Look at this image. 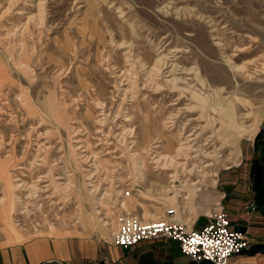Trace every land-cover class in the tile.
<instances>
[{"label": "rangeland", "instance_id": "1", "mask_svg": "<svg viewBox=\"0 0 264 264\" xmlns=\"http://www.w3.org/2000/svg\"><path fill=\"white\" fill-rule=\"evenodd\" d=\"M251 1L255 7L245 0H46L45 23L37 26L25 24L36 13L25 0L7 11L8 0H0V162L12 199L7 220L0 219V247L48 237L92 240L108 252L122 218L157 220L170 207L175 220L198 227L224 211L225 172L251 191L264 215V43L252 44L264 42V32L245 33L244 22L264 20V0ZM202 43H231L243 55L236 64L253 75L252 111L241 113L249 119L260 111L262 120L252 140L241 139L236 165L216 132V113L202 115L186 89L212 76ZM155 68L162 73L154 70L150 81ZM233 80L216 86L223 89L217 95L208 89V99L234 92ZM236 81L238 88L248 82L238 74ZM181 146L188 170L217 173L215 186L204 177L190 198L173 191L194 180L180 168ZM9 199L0 181V208ZM123 255L122 264H202L169 239L143 241ZM100 263L108 264L104 257Z\"/></svg>", "mask_w": 264, "mask_h": 264}, {"label": "bare ground", "instance_id": "2", "mask_svg": "<svg viewBox=\"0 0 264 264\" xmlns=\"http://www.w3.org/2000/svg\"><path fill=\"white\" fill-rule=\"evenodd\" d=\"M19 2H22V0H8V5L4 11L10 10L11 7L17 5ZM25 2L27 3L26 5L31 6L36 11L35 14H30V13L27 14V17L25 18V20H26L25 24L27 25V23L33 22L37 26H42L46 20L45 19V16H46V14H45L46 0H25ZM245 2L248 5L253 6V7H255V5H256L251 0H245ZM120 14H123V12L120 11ZM244 22H245V33L250 32L252 34L257 35L259 33L264 32V20L257 19L253 16H246V17H244ZM250 38H252V35H250ZM247 40L248 39L246 38V41ZM215 43H216V41H215ZM251 43H252V41H251ZM262 43H264V42L262 41L259 43H252V44H253V46H255L254 49H259V48H262L261 47ZM232 47H233V45H231V43H225V44L217 43L216 48L209 46L207 43H202V49H203V52L207 58V61L204 62V66H205L206 70H208L212 73V76L209 80V83H207L206 81L205 82L198 81V79H200V78H197V81H196L194 88H199V90H196V89L194 90V88L192 89L191 87H189V84L187 85L188 88H186V89L190 91L191 98L194 99L197 104L201 105L200 109H201L202 115H204L206 112H210V111H213L214 113H216V116L220 120L219 128L217 129L216 132L218 134L219 139L223 143L230 145L231 150L233 152V157H231L230 160H231V162H233L232 164H235L236 163L235 162L236 156L238 154L239 143H240L241 139L247 138L249 140H252L258 131V128H259L258 126H259L262 118H261V112L260 111L251 112L249 119H247L248 118L247 116H249L248 113L247 114L241 113V111L246 112L247 110L252 109V102L253 101L251 100V102H250L249 94H250V92H252L254 90V87L252 84H249V80L253 79L252 78L253 75L250 73V70H248V66H246L245 64H243V65H237L236 64V61L243 55L235 56L236 53L234 51H231ZM234 49H237V47H235ZM253 51L254 50L252 48L246 49V53L245 52L244 53L247 54V56H249L253 53ZM229 52H234V53L229 54ZM129 57H131V56H129ZM220 59L222 60L221 62H219ZM263 59H264V56H263ZM262 61H264V60H262ZM136 63H137V61H136ZM249 63H253L254 67L256 65L255 61L249 62ZM163 66H165V65H163ZM25 67H27V66H25ZM154 70H155V72H158V74L162 73L161 68L160 69H158V68L152 69L148 73V78L150 81H153L151 78V75L154 72ZM259 70L264 72V63L263 62L260 63ZM237 74L239 76L246 77L248 80V82H246L242 88H238L239 86L237 85V81H236ZM231 76L234 77V80H233V82L235 83L234 92L229 93V95L223 96V98H220L221 100H217V101L209 100L207 95H206L208 91H212V95H217L218 91L222 92L223 89L222 88L221 89L216 88V86H223V85L232 86ZM176 82H177V79L172 80V84H175ZM152 84L154 85V83H152ZM132 86H133V84H132ZM211 87H214V88H212V90H208V89H211ZM156 89L157 88H155V90ZM1 97L6 98V95H3V93H1ZM38 110H39V107H38ZM2 113H3V111H2V108L0 107V114L2 115ZM247 120L250 121V124L247 126H244V124L246 123ZM216 132L214 130V133H216ZM1 139L2 138H0V151H1V146L3 143V142L1 143ZM187 148L188 147L181 146V149H179V151L177 153V156L183 157L186 160L184 162V164L181 165V167L179 166V164L174 159H170V158H164V163H165V165L179 166L183 172H185L187 170V173L194 177V180H187V181H184L179 187H175V186L173 187V191H174L176 196L179 195V191L186 190L189 193V198H190L193 196L194 193H196L198 191L199 186H201L203 184L202 179L204 177L208 178V180L212 186H215L217 173H213V174L211 173L210 174V173L205 172V170L203 168L196 167V166L193 168H190L188 170V156L186 154ZM225 168H228V167H225ZM19 170H22V168H20ZM0 181H2L3 185L7 188L8 192H9V197H10L9 200L5 201L4 206L2 208H0V219H1V221H5L8 218V213H9L10 208H11L12 199H11V183H10L8 177L5 176V164L3 162H0ZM14 182L19 183V182H22V180L17 178ZM19 186H22V185L20 184ZM26 186H27V184H26ZM65 187L67 188V186H65ZM27 188L29 190L31 187L29 188V186H27ZM35 189H37V188H35ZM32 195H34V194H32ZM180 223L186 224L184 221H181Z\"/></svg>", "mask_w": 264, "mask_h": 264}, {"label": "crops", "instance_id": "3", "mask_svg": "<svg viewBox=\"0 0 264 264\" xmlns=\"http://www.w3.org/2000/svg\"><path fill=\"white\" fill-rule=\"evenodd\" d=\"M240 155L239 147L236 164L239 162ZM225 174L223 183L219 176L220 183L229 187L226 189L228 195L224 211L230 220L231 227L244 231L249 241L246 250L233 255L229 264H264V215L261 208L254 203L251 191L245 185L231 182V174L227 172ZM230 195L233 197L231 201H229ZM104 252L102 247L92 240L33 238L22 243L0 247V264H101L103 257L108 264L123 263L125 257L121 247L114 246L105 252L106 254ZM201 263L212 264L208 261Z\"/></svg>", "mask_w": 264, "mask_h": 264}, {"label": "built area", "instance_id": "4", "mask_svg": "<svg viewBox=\"0 0 264 264\" xmlns=\"http://www.w3.org/2000/svg\"><path fill=\"white\" fill-rule=\"evenodd\" d=\"M164 213L157 220L143 221L132 216L122 218L112 237L113 244L130 249L143 241L169 239L176 241L181 252L196 263L208 261L212 264H229L233 255L249 246L246 233L231 227L222 208L200 226L192 224L189 228L174 219L173 208H167Z\"/></svg>", "mask_w": 264, "mask_h": 264}, {"label": "trees", "instance_id": "5", "mask_svg": "<svg viewBox=\"0 0 264 264\" xmlns=\"http://www.w3.org/2000/svg\"><path fill=\"white\" fill-rule=\"evenodd\" d=\"M255 168V167H254ZM257 169H258V167H256ZM261 179V175L258 173V172H256V174H254V185H255V183H257L258 182V180H260Z\"/></svg>", "mask_w": 264, "mask_h": 264}]
</instances>
